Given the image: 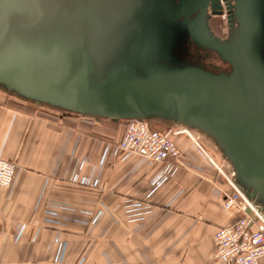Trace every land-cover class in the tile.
Returning <instances> with one entry per match:
<instances>
[{"label": "water", "instance_id": "1", "mask_svg": "<svg viewBox=\"0 0 264 264\" xmlns=\"http://www.w3.org/2000/svg\"><path fill=\"white\" fill-rule=\"evenodd\" d=\"M209 1L128 0L106 9L53 0L46 22L35 19L32 0L3 1L0 89L65 113L195 130L264 213V66L244 51L243 33L213 36Z\"/></svg>", "mask_w": 264, "mask_h": 264}, {"label": "crops", "instance_id": "2", "mask_svg": "<svg viewBox=\"0 0 264 264\" xmlns=\"http://www.w3.org/2000/svg\"><path fill=\"white\" fill-rule=\"evenodd\" d=\"M124 123L0 89V158L17 164L0 189V264H210L215 230L241 217L223 206V176L193 134L162 122L182 155L155 186L166 163L115 153ZM73 176L95 177L99 186ZM125 198L151 204L143 220H127Z\"/></svg>", "mask_w": 264, "mask_h": 264}, {"label": "built area", "instance_id": "3", "mask_svg": "<svg viewBox=\"0 0 264 264\" xmlns=\"http://www.w3.org/2000/svg\"><path fill=\"white\" fill-rule=\"evenodd\" d=\"M124 131L121 139L115 146V153L128 155L137 154L147 160L149 164L166 163V167L155 180L154 185H159L171 168L170 159L179 163L181 150L170 139L169 134L153 129L149 122L141 119L124 120ZM194 137V141L210 163L223 176L228 189L221 190V197L225 209H235L241 213V217L233 223L218 227L213 240L215 250L210 264H257L260 257H264V213L257 205L247 200L234 181L232 169L225 173L221 163L214 161ZM17 164L0 158V189L7 188L13 182ZM73 182L82 185L98 187L99 182L95 177L77 178L73 176ZM125 217L128 221L138 222L143 220L150 210L148 201L125 198L122 202ZM251 209V214L245 212ZM93 215L92 221L96 219Z\"/></svg>", "mask_w": 264, "mask_h": 264}, {"label": "flooded vegetation", "instance_id": "4", "mask_svg": "<svg viewBox=\"0 0 264 264\" xmlns=\"http://www.w3.org/2000/svg\"><path fill=\"white\" fill-rule=\"evenodd\" d=\"M3 1L9 0H0V4ZM91 1L93 4L104 6L106 9L114 2H118L121 7L128 4V0ZM32 4L40 9L39 13L35 16L36 20L41 19L43 22H46V20L50 19L47 14V5H53V0H32ZM206 11L208 29L213 36L224 42L234 35L239 36L240 33H243L246 38L243 41H250V44L245 46L244 51L254 61L257 68L264 66V0H210ZM63 20H65L64 17ZM213 21L221 27L222 32H224L223 35L218 34L213 28ZM40 29L39 31L46 33V30L42 26H40ZM36 37L43 39V36L40 34ZM37 42L38 39L33 42L35 46H38Z\"/></svg>", "mask_w": 264, "mask_h": 264}, {"label": "rangeland", "instance_id": "5", "mask_svg": "<svg viewBox=\"0 0 264 264\" xmlns=\"http://www.w3.org/2000/svg\"><path fill=\"white\" fill-rule=\"evenodd\" d=\"M212 24H213V28L216 30V32L218 34H220V35L224 34V32H222V30H221V27H219L215 21H213ZM52 110H56V109L52 108ZM57 111H59V110H57ZM59 112H62V111H59ZM150 125L153 129H155L157 131H160L163 133L167 132L169 134L168 125L163 124L160 121L151 120ZM177 127L179 129H182L183 131L184 130L189 131L195 137H198L200 141L202 140L206 144V149H207L208 153L210 154L211 158L214 161H216L217 163L219 162L222 164L225 173H228L231 170V166L229 165V163L222 157L220 150L217 148V146L209 138L201 135L199 132H197L195 130L190 131V130L186 129L185 127H182V126H177Z\"/></svg>", "mask_w": 264, "mask_h": 264}, {"label": "trees", "instance_id": "6", "mask_svg": "<svg viewBox=\"0 0 264 264\" xmlns=\"http://www.w3.org/2000/svg\"><path fill=\"white\" fill-rule=\"evenodd\" d=\"M151 121V120H150ZM150 121H148L149 122V124H150ZM151 126V125H150Z\"/></svg>", "mask_w": 264, "mask_h": 264}]
</instances>
